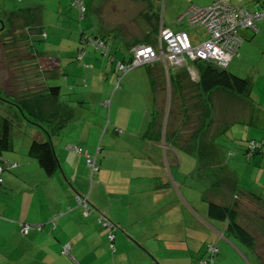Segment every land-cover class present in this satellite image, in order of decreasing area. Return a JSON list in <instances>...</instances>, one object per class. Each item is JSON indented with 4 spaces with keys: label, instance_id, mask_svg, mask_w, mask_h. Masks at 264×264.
Here are the masks:
<instances>
[{
    "label": "crops",
    "instance_id": "crops-1",
    "mask_svg": "<svg viewBox=\"0 0 264 264\" xmlns=\"http://www.w3.org/2000/svg\"><path fill=\"white\" fill-rule=\"evenodd\" d=\"M223 1L250 10L255 8L257 2L263 0ZM38 2L37 4L42 10L36 23L38 26L33 30L34 33H31V37L34 34L42 33L45 10H51L55 15L64 14V18L67 16L69 0H38ZM202 2L203 0H162L160 19L153 11L154 5L151 0H93L90 11L101 28L98 35L106 37V33L112 32L110 35L113 38L111 46L116 49V53L121 52L123 57L127 56L126 58H128L129 49L134 45L145 42L154 44L157 41V19L166 28L186 31L193 44L205 40L207 35L202 38L190 36L189 27L191 26L186 22V14L190 7L202 6L200 5ZM26 4L27 7L34 5L30 1H26ZM4 6L6 7L4 13L15 10L14 5ZM16 6L17 9L20 8L19 5ZM1 10L2 8H0ZM68 13L72 14L73 12L69 11ZM83 17L84 15L79 16V19ZM117 23L119 29L115 26ZM255 26L256 29L246 27L238 29L242 40L237 49V55L233 56L227 65V69L249 80L248 91L244 95H236L222 89H214L208 95L201 96L206 100L207 105L211 106L212 123L206 134L200 138L207 140V144L211 145L204 144L201 145V149L198 147L194 150L181 147L177 142L176 145L191 155L198 153L201 156L207 155L209 158L204 159L197 156V164L192 173L188 175V173L182 172L180 156L174 159L173 153H171L172 158L169 163H172L177 169L174 172L170 168L169 177L172 183L163 165L157 145L159 143H155L151 139H157V135L165 131L163 128L162 131L156 128L158 118L154 112L157 110L155 105L157 96L153 90L151 91V88L153 106L150 113L151 118L153 114L155 123L149 128L150 131L147 132L148 125H145L144 120L146 113L145 110L143 111L144 108H141L142 104L138 105L134 117L131 118L130 114L128 115L126 127L113 121L115 129L112 132H116V134L124 132L117 126L122 127L126 130L124 136L129 140H135L133 142L140 145L139 147H130L132 154L139 156L137 164H133L135 165L133 173L131 171L123 173L122 170H117L110 165L108 152L114 149L109 145L110 143H105L103 148L95 145L96 137L102 127V119L99 118V115L104 113L102 94L106 88L103 89L102 86L106 81L94 83L99 74L96 77V74L91 73L93 82L90 86L89 84L85 87H78L77 84L67 85V92L61 96L60 103L63 104L67 101V104L73 107L75 117L73 121L79 119L83 122L79 134L75 137H68L67 124L59 132L52 133L49 132L47 123L42 122L47 130L38 125L31 127L30 135L23 138L20 146L13 144L11 139V147L6 150L8 153L0 157V160L6 164L4 170L7 169L5 172L2 171L3 175L2 172L0 174L1 184L6 186L5 190H0V264H59L56 258L62 259L63 257L67 264H73L61 252V246L64 243H71L73 240L71 252L81 248L80 250L85 251V254L81 255L79 250L78 255L85 259L90 258L96 250H103L108 246L105 230L97 220L98 214L95 212L82 214L78 208L70 210L75 204L73 192L67 187V178L73 182L76 190L77 186L74 182L78 176H81L80 166L84 167L85 175L83 177L87 183V175L89 173L90 176V170L86 163V155L70 151L66 148L68 143L84 146L82 148L91 155L98 152L97 161L100 156V166L95 174V184L98 188L104 183L111 195H118V197L110 198L104 204L99 198H91L92 202L106 209L108 216L113 220L114 216H117L114 211L124 210L128 214L125 220L121 217L122 223L118 222L123 230L118 229L115 232L114 245L116 243L119 250L139 245L140 249L154 254V246H152L154 244L150 241L153 239L162 240V236L168 233L166 218L169 212L176 207L182 211V201L190 204L189 206L195 211L198 206L196 202L199 200L203 209L198 212V215L203 220V227H197L199 229H195V232H201L202 239L206 241L205 244L217 242L219 264H264V255H261L264 248L259 249V246H264V155L255 153L250 159H246L243 155L248 139H264V21L257 20ZM121 28L125 29L121 30ZM115 32H118L117 35ZM253 43H258L262 47L263 54L260 60L252 59L248 52V48ZM79 48V35L77 40L68 39L67 59L73 58L75 55L77 57ZM35 52L43 59H47L44 58V51L35 50ZM196 65V62L187 59L185 67L190 74L195 76L197 82L199 72ZM87 67L88 65H85L84 68ZM56 68H58V64L55 63V69H46L42 73L45 81L48 78H58ZM179 69L170 68V71L172 70L175 75H182L185 68ZM108 79L112 86L114 76L110 74ZM123 79H127V76H124ZM77 80L78 78L76 82ZM117 92L118 90L114 92V97ZM73 93H77L78 99L73 98ZM92 97L94 102L87 99ZM90 103L94 118L83 119L84 108ZM61 104L53 105L46 102L44 105L46 114L54 110L62 111L63 105ZM118 106L119 103H117L116 109ZM108 129L109 127L102 130V142L106 134L109 137L113 135ZM142 131L144 133L146 131L147 135H144ZM91 132L94 133L92 137H90ZM48 133L58 160V166L50 176L41 168L37 158L29 154L31 141L35 138L47 139ZM179 133V131L176 133L177 140L180 138ZM115 159L112 156L111 163ZM157 162L160 166L155 164ZM165 162H168L167 154ZM168 165L170 166V164ZM197 170L199 172L194 173ZM146 171H151V173ZM91 175L94 176V174ZM12 179L18 182L15 188L12 187ZM77 188L79 189V187ZM92 189L93 186L90 194ZM208 201L233 207L237 212V221L253 234L254 246L250 247L229 234L224 221L209 217L207 206H205ZM53 216L55 226L52 228L47 221L51 220ZM192 219H195L194 216ZM21 222H45V224L40 230L34 228L23 233ZM151 225L152 229H146ZM187 228L185 226L184 231ZM115 250H117L116 246L113 252ZM203 253L204 247H201L195 258L200 257ZM181 257L183 258V256ZM184 259L186 263L189 262L188 256L184 255Z\"/></svg>",
    "mask_w": 264,
    "mask_h": 264
},
{
    "label": "rangeland",
    "instance_id": "rangeland-1",
    "mask_svg": "<svg viewBox=\"0 0 264 264\" xmlns=\"http://www.w3.org/2000/svg\"><path fill=\"white\" fill-rule=\"evenodd\" d=\"M19 1L21 0H0V8H2L0 11V31H2V25L4 26V23H6L5 15L7 13H4L6 10L4 9L6 8L4 5H14L15 9H17L16 5H19L20 8L27 7L26 1H30V3H34V5H38L37 3H39L38 0ZM151 1L154 5L153 11L160 19L162 0ZM210 2L211 0H203L200 5L205 6ZM83 3L85 5L86 12L82 19H79L78 11L69 5V2L67 3L66 18H64V14L55 15L51 10H45V17L43 19L45 23L42 33L40 35L34 34L31 37L30 44L33 46L34 50L44 51V58L47 59H43V57L36 52L32 53L30 47L28 46L29 43L27 39H29L32 32L34 33L33 29L22 30V22L15 21L14 28L11 29L8 22L6 23L4 28L11 30L8 34L13 38L8 39L7 37L9 35L5 36L0 33V131L3 119H8L10 121L12 143L20 146L23 142V138L30 135V128L37 126V124H34V121L32 122L25 118L20 112L18 106L15 105V102L11 99L9 100L6 94L1 91L3 86L6 85L8 91L15 90L17 95H20L19 97H22L21 95L37 98L41 97V94H46L47 91L44 86V75H38V71L41 70L42 73H44L46 69H55V63L56 65L58 64V68H56L58 71V78H48L45 83L47 85L61 86L62 95L67 92V85L70 84L73 86L74 84H77L78 87H85L89 84L90 86L92 84L91 82H93V76H91V73L96 74V77L97 74H99L98 79L94 81V83H102V80L103 82L106 81L102 86V88H106V90L102 94L104 113L103 115H99V118L102 119V127L99 135L96 137L95 145L99 148H103L105 147V143H110L109 145L114 148L108 152V160H110L111 167H114L117 170H122L123 173L128 171L133 173L139 156L137 154H132L130 147H139L140 145L133 142L135 140H129L128 137H125L124 134L126 133V130L122 127L117 126L118 128L123 129L124 132L118 134H116V132H112L113 129H115L113 121H116L120 126L126 127L128 115L130 114L131 118L134 117L138 105L142 104L141 108H144L143 111L145 110L146 113L145 116L143 114L145 125H147L146 122H148L151 118L150 112L153 106L151 103L153 93L151 92L152 88L147 74V65L142 64L133 67L124 75L127 76V79H123V76L117 83V74H119V72L116 71V63L118 60L123 59V54L121 52H117L114 56V61L110 63L107 55L94 50L91 46H88L85 49L86 55L84 60H78L76 55L73 58L67 59L68 39L72 38L77 40L78 35H80L82 30L86 35H97L101 31L99 24L96 22L90 11L93 0H83ZM111 3L114 4L113 2ZM69 11H72L73 13L70 14L68 13ZM35 26H38V24H35ZM115 26L119 29L118 23ZM122 29L125 28H121V30ZM110 30L113 31L112 29ZM22 31L25 33L23 34ZM111 33L112 32L106 33L109 46H111L113 42V38L110 37ZM117 33L118 32H115L116 35ZM189 34L190 36H194V38H202L206 35L201 25L189 27ZM248 52L252 59L260 60L262 58V47L258 43L251 44L248 48ZM156 62V60L149 62L152 64L154 63L152 66V74H154L156 80L154 87V93L157 96V102L155 103L157 110L154 112L158 118L156 128H158L159 131H162L163 128V130L166 131V137L168 139L170 138V135H175L179 131L180 138L176 140V142L181 147L183 146L194 150L198 147L201 149L204 144L210 146L211 144H207V140L205 141L203 138H200L203 134H206L209 128L205 124L207 108L206 100H203L199 94V90L195 83V76L190 74L186 70L185 66H177V68H180L179 70L185 68V71L182 72L183 83L180 82V84H176L174 83L175 81H170L168 74L165 73L161 65ZM85 64H87L89 68H84ZM170 73L173 74L174 72L171 70ZM110 74L114 76L112 86H110L111 82L108 81ZM66 77H68V80H66ZM77 78L78 80L76 82ZM27 87H29V90L25 93ZM116 90H118V92L114 97V92ZM70 95H72V93H70ZM18 96H16V99L19 98ZM73 98L78 99L77 93H73ZM46 99L47 98H44L42 101L46 103ZM87 99L94 102L93 97ZM91 103L88 106L84 105L85 111L83 112V119L89 120L94 118V114L92 113L93 111L90 108ZM117 103H119V106L116 109ZM82 123L83 122L79 119L73 122L71 121L67 126V136H77L79 134V130L82 129ZM211 123L212 121L210 122V126ZM107 127H109L108 130L113 135L109 137V135L107 136L106 134L102 142L101 133L102 130L104 131ZM142 133H144V131H142ZM93 135L94 133L91 132L90 137ZM196 138H199V140L197 141ZM151 139L153 142L159 143L157 145L159 147L160 154L163 159V165L168 177L170 176L171 170L174 172L177 170L172 163H169L172 158L171 153H173L174 159L180 156L182 172L184 174L188 173V175H190V173H192L199 156L197 157L195 154L191 155L190 153L185 152L175 143H171L167 140L164 141L162 135L159 140L153 138ZM222 144L224 145V143ZM82 147L84 148V146ZM6 153H8V151L4 150L2 152V157ZM166 154L168 162H165ZM112 156L116 159L111 163ZM201 157L204 159L209 158L207 155H202ZM199 160L201 159L199 158ZM99 162L100 156L97 161L98 167L100 166ZM155 164L160 166L158 162ZM168 164H170V166ZM88 170H90L89 167ZM5 171H7V169H5L4 172ZM96 172L94 173V176L91 175V173L89 176L88 173L87 183L83 177V175H85L84 167L80 166L79 173L81 176H78L74 182L79 189L76 186V190L74 189L73 182H71L69 178H67V187L73 193L76 191L79 195L86 198L89 206L93 208L92 212H95L98 216L100 215V212L104 213L106 218H109L112 222L114 221V223H117L115 224L117 226V230H123V228H120L121 225H118V222L122 223V220H120L121 217L124 218V220L128 217L127 212L124 210L114 211L117 216H114L115 218L113 220L108 216L106 209L94 204L91 200V198H99L101 203L104 204L109 201L110 198L118 197L117 194L111 195L104 183L97 188V184H95ZM146 172L151 173V171ZM196 172L199 171L197 170L194 173ZM11 184L13 185L12 187L15 188L17 187L18 182L17 180L12 179ZM92 186L93 189L90 194ZM5 187V184H0V190H5ZM182 204V211L176 207L167 215V230L169 234L166 233L165 236H162V240L157 241L156 239H153L150 241L154 244L152 245L154 246V254L140 249L139 245L134 247L129 246L128 249L119 250L117 248V244L115 243L117 249L115 252H112V250L107 246L103 250H96L90 258L85 259L83 256L81 257L78 255L80 252L82 253L81 255L85 254V251H81V248H79L80 252L76 249L71 252L70 256L65 254L64 256L73 262V264H193L194 262L192 261L197 256V251L201 247H205L204 244L206 242L202 239L203 236L201 235V232H195V229H199L197 227H203V220L198 215V212L203 209V206L201 208V201L198 200L196 202V205L198 206L194 211L187 202L182 201ZM205 206H207V204ZM77 208L81 210L82 214H84L83 209L76 204L73 205V208L70 210ZM193 216L195 219H192ZM97 220H99V218H97ZM100 226H102L106 231L103 224H100ZM185 226L188 228L184 231ZM150 228H153L152 225L146 229ZM72 243L73 240L71 241V244ZM261 248H264V246H259V249ZM180 249H182V251H180ZM263 252L264 251L261 252L262 256L264 255ZM184 255L188 256V263L185 262ZM181 256H183V258ZM56 259L59 264H67L64 257L62 259Z\"/></svg>",
    "mask_w": 264,
    "mask_h": 264
},
{
    "label": "trees",
    "instance_id": "trees-1",
    "mask_svg": "<svg viewBox=\"0 0 264 264\" xmlns=\"http://www.w3.org/2000/svg\"><path fill=\"white\" fill-rule=\"evenodd\" d=\"M213 1H215V0H213ZM263 1L257 2L255 8H257L258 6L259 7L262 6ZM211 3H209L208 5H210ZM69 5H71L70 0H69ZM208 5H205V6H208ZM205 6H198V7H205ZM41 10H42V8L38 5H32V6H29L26 8H18L15 10H11L5 15L6 23L8 22V25L11 26V29H13L15 22H22V30H24V29H31V30L33 29L34 30L36 28L35 24L38 21V16L41 14ZM250 10H252V9H250ZM85 12H86V10H85ZM157 21H158L157 25L159 27V19H157ZM6 23H4V26L2 27V29H1L2 31H0V33H2L5 36H8L9 35L8 33H10L11 30L8 28H4ZM174 31H176V30H174ZM204 32H205V29H204ZM22 33H23V31H22ZM205 34H206V32H205ZM83 36H89L90 39H92V40L97 39V38L100 39L104 43L106 48L103 50V47L95 46L94 42H90V41L82 43L81 39ZM7 38L12 39L13 37H10V35H9ZM30 40H31V34L29 36V39H27V41L29 43L28 46L30 47L31 52L35 53V50L33 49L32 45L30 44ZM150 43L151 42H145V43H139V44H150ZM79 45H80V48H79V51H78V54L76 57L78 60H84L85 53H86L85 49H86V47L91 46V47H93L94 50L100 51V53L107 55L109 57L110 63H112L114 61L116 49L113 46H109L108 40L104 35H102V36L98 35V34L97 35H86L82 30L80 32V35H79ZM136 45H138V44H136ZM136 45H134V46H136ZM131 48H133V47H131ZM131 48L129 49L128 58H126L127 56L123 57L122 60H118L116 63V71L119 72V74H117V83L121 80V78L128 71H130L133 68V67H131V68H129L123 72L117 67V65L119 63L127 62L128 60H130ZM235 55H237V53ZM156 63L161 65L163 71L168 74L171 82L175 81L174 83H176V84L177 83L180 84V82L183 83V76L182 75H180V74L175 75L174 73L171 74L170 73L171 72L170 67H168V69L166 70L164 64L161 61H157ZM196 64H197L196 66H197L198 72H199V77H198V80L196 82V87L199 90L200 96H206L211 91H213L214 89H222V90L228 91L231 94H236V95H244L248 91L249 80L243 76H240L236 73H233L232 71L227 69V66L224 68L218 67V66H216V65H214L208 61H196ZM85 65H87V64H85ZM144 65H147L148 78L150 80L151 88L154 91L155 90L154 89L155 81H156L154 74H152V68H153L152 66L154 65V63L153 64L147 63ZM39 74H42L41 70L38 71V75ZM5 82H7V81H5ZM5 86H3L1 88L2 89L1 91L6 94V96L9 98V100L11 99L15 102V105L18 106L22 115L25 118H27L28 120H30L32 122L34 121V124H37L38 126H40L43 129H45V130H47V128L50 129L49 132H52V133L59 132L63 127L66 126V124L68 125L75 118L74 113H73V107H71L69 104H67V101H65V103H63V104L60 103V98L62 96V93H61L59 85H49V84L47 85L44 83V86H45V89L47 92H46V94L45 93L41 94V97H38V98L37 97H28L25 95H21L22 97H19L20 95L18 96L15 90L14 91L13 90L8 91L7 86L6 87ZM28 90H29V87H27V90L25 91V93ZM16 96H18L19 98L16 99ZM44 98H47L46 102H50L53 105L56 103H58V105L59 104L63 105L62 106L63 110L62 111L54 110V111L50 112L49 114H46V111L44 109L45 102L42 101V99H44ZM203 100H204V98H203ZM206 107H207L206 108V120L207 121L205 120V124L209 128L210 122L212 121L211 106L206 105ZM42 122L47 123L48 127L46 128L45 125L42 124ZM146 123L148 125V127H147V132H148V131H150L149 128L151 126H153V124L155 123V119L153 117V114H152V118ZM147 132L145 131L144 135H147L146 134ZM49 135L50 134L48 133V138L44 139V140L36 139V138L33 139L30 143V146H29V154L37 158L39 165L41 166V168L44 170V172L48 176H50L53 173V171L56 169V167L58 166V160H57V157L55 155L53 145L51 143V139L49 138ZM161 135L163 136L164 141L167 140V141H170L171 143L176 144V140H177L176 134L170 135V138L168 139L166 137V131H163L162 134L157 135L158 138L156 140H159ZM196 140L198 141L199 138H196ZM251 140L259 142V141H263L264 139H261V140H256V139H252V138L248 139L246 141V145H245L244 150H243V155L245 156V158L250 159L255 153H259L261 155H264L263 150L251 151L249 149V144H250ZM10 147H11L10 121L8 119L4 118L2 121L1 131H0V157L2 155V152L4 150L10 149ZM66 148H68L70 151H75V153H77L79 155H82V154L86 155V163H87L88 167L90 168L91 174H94L98 170L99 167L97 164V153H98L97 151L93 155L88 154L85 149H83L81 146H79L75 143L66 144ZM230 153H231V150L229 151V154ZM196 155L201 157V154L197 153ZM88 156L92 157L94 164H95V167H96L95 170H93L91 165L88 163V161H87ZM4 165H6V164H4V162L0 160V166L2 167L0 174L5 168ZM0 184H1V182H0ZM72 195H73L74 204H76L77 206H80L83 209V203L85 201L87 208H89V212L90 213L92 212L93 208H91L89 206L86 198L79 195L76 191H74V193ZM80 200H83V201H80ZM206 209H207V215L209 217L224 221L226 223V230L229 234L235 236L236 238H238L239 240H241L242 242H244L246 245H248L250 247L254 246L255 240H254L253 234L251 232H249L245 227H243L237 221V212L233 207L222 204V203H217L214 201H208ZM101 213L102 212H100V215L98 216V218H99L98 222H100V224H103V222L100 221ZM107 219L112 223V228L105 227L104 225L103 226L106 228L105 235H106V241H107L108 247L113 252L115 249L114 239H113V241L109 240L108 239V233H109V231H111L112 234H114V238H115V232L117 230V226L115 225L116 223L112 222L109 218H107ZM47 222L51 225L52 228L55 226L54 225L55 219L54 220H48ZM26 223H28V222H26ZM30 224H32V227L29 228V230L34 229V228L37 230H40L43 228L45 222L30 223ZM38 225H40V226H38ZM69 244H70V249H71V243H69ZM62 246H61V248H62ZM212 247L216 248L217 250L212 252ZM65 255L70 256L71 250H70L69 254H65ZM218 256H219V247L217 245V242H207L205 244V247H204L203 255H201L198 258H195L192 262H194L193 264H216V263L218 264Z\"/></svg>",
    "mask_w": 264,
    "mask_h": 264
},
{
    "label": "built area",
    "instance_id": "built-area-1",
    "mask_svg": "<svg viewBox=\"0 0 264 264\" xmlns=\"http://www.w3.org/2000/svg\"><path fill=\"white\" fill-rule=\"evenodd\" d=\"M71 5L78 11L79 16L85 13L83 0H70ZM264 21V1L262 6L252 10L243 7L231 5L223 0H215L205 7L191 6L186 14L187 24L190 26L201 25L207 34V38L196 44L190 40L188 33L184 30H172L163 27L160 24L157 41L154 44H138L131 48V57L127 62L117 65L121 71H126L131 67L147 64L153 60L161 61L166 70L168 67L177 68L185 66L187 59L190 61H208L218 67H226L232 57L237 53L241 43L238 29L241 27L256 29L255 22ZM87 41L94 42L95 46L106 48L100 39H90L89 36H83L82 43ZM251 151L263 150L264 140H251L249 144ZM88 163L95 170V164L92 157L88 156ZM2 167L0 166V171ZM1 182V177H0ZM84 200V199H83ZM80 200V201H83ZM84 214L89 213L86 202L83 203ZM51 220H54V216ZM100 221L108 228H112V223L101 213ZM22 232H28L32 224L21 222ZM40 226V225H38ZM108 239L113 241L114 234L108 233ZM70 244H63L61 251L63 254H69ZM217 250L212 247V252Z\"/></svg>",
    "mask_w": 264,
    "mask_h": 264
},
{
    "label": "water",
    "instance_id": "water-1",
    "mask_svg": "<svg viewBox=\"0 0 264 264\" xmlns=\"http://www.w3.org/2000/svg\"><path fill=\"white\" fill-rule=\"evenodd\" d=\"M2 27H3V25H2Z\"/></svg>",
    "mask_w": 264,
    "mask_h": 264
}]
</instances>
